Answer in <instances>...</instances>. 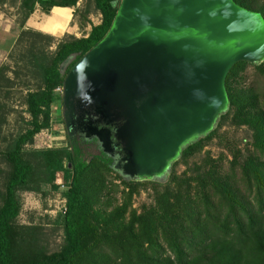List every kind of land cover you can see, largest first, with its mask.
<instances>
[{
	"label": "trees",
	"instance_id": "1",
	"mask_svg": "<svg viewBox=\"0 0 264 264\" xmlns=\"http://www.w3.org/2000/svg\"><path fill=\"white\" fill-rule=\"evenodd\" d=\"M77 1L19 0L20 30L0 63V264H264V60L232 64L224 78L226 110L181 149L164 181L124 179L106 156H84L71 142L31 146L34 135L50 127L51 106L60 100L54 87L104 35L119 0ZM233 1L264 19V0ZM35 2L45 13L72 7L78 27H90L56 40L23 27ZM95 12L99 18L91 24L88 14ZM17 83L26 116L18 113L11 125ZM226 124L246 127L243 147L234 146L230 158L204 155L188 164ZM180 163L185 168L177 173ZM56 174L65 186V211L50 219L62 239L48 251L41 226L18 218L21 195L44 200L58 188ZM140 189L149 190L151 200L135 208L131 198Z\"/></svg>",
	"mask_w": 264,
	"mask_h": 264
},
{
	"label": "water",
	"instance_id": "2",
	"mask_svg": "<svg viewBox=\"0 0 264 264\" xmlns=\"http://www.w3.org/2000/svg\"><path fill=\"white\" fill-rule=\"evenodd\" d=\"M240 60H264L255 10L233 0H119L104 35L63 76L66 135L94 138L124 179L164 181L226 110L224 78Z\"/></svg>",
	"mask_w": 264,
	"mask_h": 264
},
{
	"label": "rangeland",
	"instance_id": "3",
	"mask_svg": "<svg viewBox=\"0 0 264 264\" xmlns=\"http://www.w3.org/2000/svg\"><path fill=\"white\" fill-rule=\"evenodd\" d=\"M89 6L91 5L89 4ZM91 17L93 21H95L97 18V16L94 14H92ZM6 28H9V31H5V33L2 31L3 29H0V63L6 60V52L10 49L13 43V35L17 32V27L14 24L6 26ZM250 72L251 68L247 67L246 73L249 74ZM20 91L24 92L23 86L18 83L15 84L12 91L13 94L11 96V106L13 108V112H11L8 116V121L11 125L14 124V118L23 108L19 97ZM51 108L52 116L50 127L47 129H42L34 135L33 142L31 144L32 147H51L62 146L66 144V138L64 136L63 125L60 117V100L55 101ZM20 114L26 116L25 113ZM246 132V127L243 125H223L218 130L217 135L205 141L202 147L190 158H188L187 163L190 164L192 161H198L204 155H209L211 158H216L222 154L230 158L229 151H231L234 146L243 147L245 143L243 136L246 135ZM86 155L87 154L84 156ZM184 168L185 165L180 163L176 166V172L179 173ZM113 174L114 173L111 172L110 177H112ZM149 192L150 191L147 189H140L137 194L132 195L131 206L138 208V206L143 203H149L151 200ZM50 195L51 193L48 194L44 200H41L38 196L33 194H22L21 208L18 218L20 222L38 223L41 226V236L45 244H47L48 251L57 249L62 239L61 229L50 222V219L54 215L43 212V209H47V199L50 197ZM119 195V192H117L115 195L117 200H119Z\"/></svg>",
	"mask_w": 264,
	"mask_h": 264
},
{
	"label": "crops",
	"instance_id": "4",
	"mask_svg": "<svg viewBox=\"0 0 264 264\" xmlns=\"http://www.w3.org/2000/svg\"><path fill=\"white\" fill-rule=\"evenodd\" d=\"M80 0L76 2V5ZM19 0H5L0 3V29L2 31H9L6 26L16 25L17 32L13 35L14 39L20 30V12L18 9ZM12 11V12H11ZM73 8L67 6H52L45 13L38 4L35 2L33 10L27 15L23 22V27H28L41 33L52 36L55 40L63 36L64 34H73L77 36L81 33H86L90 27L89 23H86L82 29L77 25L75 15H73ZM97 16L93 21L91 15ZM88 14V19L91 24L98 21L99 14L97 12ZM80 32V33H79ZM78 35V36H79Z\"/></svg>",
	"mask_w": 264,
	"mask_h": 264
},
{
	"label": "built area",
	"instance_id": "5",
	"mask_svg": "<svg viewBox=\"0 0 264 264\" xmlns=\"http://www.w3.org/2000/svg\"><path fill=\"white\" fill-rule=\"evenodd\" d=\"M55 94H61V85L54 87L53 89ZM55 182L58 184V188L55 191L51 192L50 197L47 199V209H43V212L55 215L56 213H64L65 211V199L61 194V191L64 189V184L60 181L59 175H55Z\"/></svg>",
	"mask_w": 264,
	"mask_h": 264
},
{
	"label": "flooded vegetation",
	"instance_id": "6",
	"mask_svg": "<svg viewBox=\"0 0 264 264\" xmlns=\"http://www.w3.org/2000/svg\"><path fill=\"white\" fill-rule=\"evenodd\" d=\"M61 117V115H60ZM62 121V120H61ZM63 125V123H62ZM63 130H64V136L66 138V141L67 142H71L73 145H75L76 147H78L81 152L83 153V155L85 154H90V155H94V154H101V155H104L99 147H98V144L97 142L95 141L94 138H91V139H84L83 136H81L78 131H75L71 136H69V138L67 137L66 135V131L64 129V126H63ZM106 156V155H104ZM108 159L109 157L106 156ZM110 161V159H109Z\"/></svg>",
	"mask_w": 264,
	"mask_h": 264
}]
</instances>
